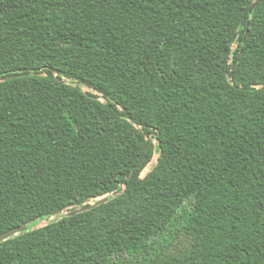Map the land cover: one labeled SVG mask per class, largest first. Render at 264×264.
Here are the masks:
<instances>
[{
    "label": "trees",
    "instance_id": "16d2710c",
    "mask_svg": "<svg viewBox=\"0 0 264 264\" xmlns=\"http://www.w3.org/2000/svg\"><path fill=\"white\" fill-rule=\"evenodd\" d=\"M257 1L0 0V264H264Z\"/></svg>",
    "mask_w": 264,
    "mask_h": 264
},
{
    "label": "water",
    "instance_id": "95a60500",
    "mask_svg": "<svg viewBox=\"0 0 264 264\" xmlns=\"http://www.w3.org/2000/svg\"><path fill=\"white\" fill-rule=\"evenodd\" d=\"M259 1H261V0H259ZM259 1H257V2L252 6V8L250 9L251 12H253V9H254L255 5H256ZM248 25H249V22H248ZM14 76H15V75H10V76H5V77H0V81H4V80H6V79H10V78H12V77H14ZM88 87H90V85H89ZM107 201H108V196H105V197H103V198L97 200L95 203L88 204V205L83 206L82 208L75 209V210H73L72 212H70L69 214H70V215H76V214H78V213H80V212L90 210V209H92L93 207L98 206V205H100V204H102V203H105V202H107ZM62 211H63V210H57V211L54 212V215H55V214H60ZM26 229H27L26 226H20V227H16V228H14V229H12V230H9V231H7V232H5V233H3V234L0 235V242L4 241V240H6V239H9V238H11V237H13V236H15V235H17V234L22 233V232H24Z\"/></svg>",
    "mask_w": 264,
    "mask_h": 264
},
{
    "label": "rangeland",
    "instance_id": "374dc122",
    "mask_svg": "<svg viewBox=\"0 0 264 264\" xmlns=\"http://www.w3.org/2000/svg\"><path fill=\"white\" fill-rule=\"evenodd\" d=\"M236 45H234V47H235ZM85 90H87V88H85ZM158 157H159V155L156 153L155 155H154V157H153V159H152V161L149 163V165L144 169V171L142 172V174H141V176H145L152 168H153V166L157 163V160H158ZM94 201H92V203H93ZM68 213V211H63V212H61L60 214H67ZM60 214H55V215H53L51 218H46V219H44V220H41V221H36V222H34V224H35V227L36 228H39V227H42V226H45L46 224H48V223H50L52 220H54V219H58L60 216Z\"/></svg>",
    "mask_w": 264,
    "mask_h": 264
}]
</instances>
